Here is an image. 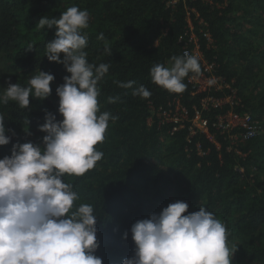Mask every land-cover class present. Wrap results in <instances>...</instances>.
I'll use <instances>...</instances> for the list:
<instances>
[{
	"label": "trees",
	"instance_id": "16d2710c",
	"mask_svg": "<svg viewBox=\"0 0 264 264\" xmlns=\"http://www.w3.org/2000/svg\"><path fill=\"white\" fill-rule=\"evenodd\" d=\"M168 1L0 0V58L6 69L5 74L0 69V94L9 83L27 86L28 74L37 70L55 77L51 94L44 99L30 97L28 109L14 101L0 104L5 134L10 136L9 143L0 146V158L11 155L13 144L43 142L46 133L38 126L46 113L62 119L57 86L52 83L63 84L70 73L45 56L55 26L46 30L37 23L41 17L58 18L76 5L89 13V26L82 30L88 36L84 49L88 62L110 65L98 82L100 111L117 117L109 119L104 142L96 145L103 153L96 166L82 176L62 178L79 196L72 211L80 204L94 207L99 243L95 255L103 264H121L134 255L131 225L158 214L169 203L183 201L188 204L185 215L204 207L226 226L229 246H237L231 264H264V0ZM189 21L202 57L237 89V103L203 108V97H220L230 90L194 92L189 81L193 73L184 78L182 93L152 81L154 65L168 67L173 56H183L181 39L190 31ZM203 31L210 34V41ZM100 33L104 40L97 39ZM106 45L110 55L104 51ZM117 81L135 83L123 88ZM140 85L152 93L149 98L133 95ZM109 97L117 99L110 103ZM174 99L188 111L181 127L156 116L149 120L150 104L172 109ZM229 108L250 111L263 131L242 138V128H217V115ZM197 110L213 138L195 126L194 131L189 128ZM233 134L237 138H231Z\"/></svg>",
	"mask_w": 264,
	"mask_h": 264
},
{
	"label": "clouds",
	"instance_id": "9594fccd",
	"mask_svg": "<svg viewBox=\"0 0 264 264\" xmlns=\"http://www.w3.org/2000/svg\"><path fill=\"white\" fill-rule=\"evenodd\" d=\"M37 26L46 30L55 26V38L47 42L45 56L62 63L70 75L55 90L62 119L46 113L45 122L38 126L46 133L43 147L16 143L10 156L0 158V264H103L95 255L99 243L94 207L80 204L72 211L79 196L62 178L82 176L103 158L96 145L104 142L109 119L117 118L101 112L98 101V82L110 65L96 66L87 60L88 36L82 33L89 26L87 10L73 5L58 18L41 17ZM97 39L104 40L103 33ZM104 51L111 54L107 45ZM171 61V67L156 64L150 69L152 81L182 93L184 78L189 73L198 76L200 63L187 53ZM54 78L39 71L27 86L9 83L0 94V104L14 101L28 109L30 97L44 99L51 94ZM134 83L117 81L123 88ZM151 94L143 85L133 91L144 99ZM116 99L108 98L110 103ZM4 122L0 114V146L10 141ZM26 134L31 135L27 130ZM187 209L186 202L175 201L158 214L134 222L130 227L134 255L121 264H231L237 246H229L226 226L204 207L185 215Z\"/></svg>",
	"mask_w": 264,
	"mask_h": 264
},
{
	"label": "built area",
	"instance_id": "2783aa9c",
	"mask_svg": "<svg viewBox=\"0 0 264 264\" xmlns=\"http://www.w3.org/2000/svg\"><path fill=\"white\" fill-rule=\"evenodd\" d=\"M177 0H169L168 3L174 4ZM188 28L190 31L185 35V38L181 39L183 41L182 55L185 53L195 56L201 60L202 71L197 75H192L189 78L190 83L194 89V92H210L212 90H223L224 88H228L230 93L222 95L220 97L215 95H208L201 99V104L203 108H209L210 106L219 107L225 103H229L233 105L238 102L235 96V90L227 84L224 79L217 75L215 72V65L212 62L206 61L201 54L199 45L197 43V38L193 33V27L191 22H188ZM203 35L206 40L210 41L211 37L207 31H203ZM152 108V114L150 116V120L153 116H156L160 121H172L179 122L178 126L181 127L183 121L188 120V111L184 108L178 99H174L173 108L165 109L161 106L155 108L150 104ZM195 117L202 120L205 128L201 129L194 124ZM192 121V125L189 127L193 130V127L202 130L207 134L208 137L213 138L212 135L208 132L207 129V120L201 117L200 111H196ZM217 128L222 130H230L232 128H242L243 130L240 132V137L248 138L250 136L257 135L261 133L262 126L257 119H254L250 111H235L232 108H229L223 113L217 115V121L214 123ZM177 127H174L176 129ZM194 131V130H193ZM231 138H237V134L231 135Z\"/></svg>",
	"mask_w": 264,
	"mask_h": 264
},
{
	"label": "rangeland",
	"instance_id": "374dc122",
	"mask_svg": "<svg viewBox=\"0 0 264 264\" xmlns=\"http://www.w3.org/2000/svg\"><path fill=\"white\" fill-rule=\"evenodd\" d=\"M5 63H4V58L3 57H1L0 58V69H1V71L5 74L6 73V69H5ZM168 67H171L170 65L168 66ZM39 71H41V70H37V71H34V72H31V73H29L28 74V77H29V79L31 78V76H33V75H35V74H38V72ZM53 84V86H59V83L58 82H54V83H52ZM231 87V86H230ZM232 88V87H231ZM232 89H234L235 90V94L237 93L236 92V88H232ZM249 90V87L245 90V92L246 91H248ZM236 96V95H235ZM237 100H238V98H237ZM149 120H150V117H149ZM194 124L197 126V127H199V128H205V126H204V124H203V122H202V120H200L199 118H197V117H195V119H194ZM37 145H40L41 147H43V142H41V143H39V144H37ZM262 174H264L263 172H262Z\"/></svg>",
	"mask_w": 264,
	"mask_h": 264
}]
</instances>
